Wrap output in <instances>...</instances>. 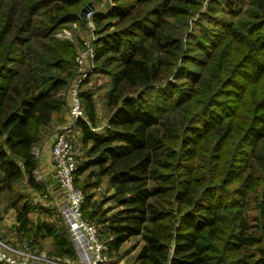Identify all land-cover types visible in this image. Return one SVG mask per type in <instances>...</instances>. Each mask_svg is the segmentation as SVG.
<instances>
[{
  "label": "trees",
  "instance_id": "trees-1",
  "mask_svg": "<svg viewBox=\"0 0 264 264\" xmlns=\"http://www.w3.org/2000/svg\"><path fill=\"white\" fill-rule=\"evenodd\" d=\"M87 1L0 0L7 190L24 177L43 188L34 147L63 121L75 75V47L56 32L79 21ZM235 1L226 0L234 18L220 21L209 48L188 59L199 70L185 84L168 79L173 68L187 69L177 62L186 57L184 32L169 20L187 14L177 0H114L110 13L96 18L105 34L94 71L111 78L109 115L96 130L95 100L82 91L87 120L78 126L86 151L76 182L86 174L87 193L106 179L108 199L120 208L108 216L110 208L102 210L91 193L84 215L103 223L110 252L139 237L135 264H264V0H247L240 10ZM17 201L18 234L40 249L50 238L49 255L76 259L66 228L34 223L29 203Z\"/></svg>",
  "mask_w": 264,
  "mask_h": 264
},
{
  "label": "rangeland",
  "instance_id": "rangeland-1",
  "mask_svg": "<svg viewBox=\"0 0 264 264\" xmlns=\"http://www.w3.org/2000/svg\"><path fill=\"white\" fill-rule=\"evenodd\" d=\"M191 1L192 3L188 2ZM198 1V0H197ZM194 0H177V4H182L187 9V14L178 15L172 18H169L172 28L183 30V47L186 57L184 59L178 58L177 62L182 64V68L179 69L173 68V73L168 76V79L177 84L187 82L188 76L198 72L199 67L192 62H189V58L195 56V54H200L202 46H205L206 49L210 46V38L214 33L217 32V28H220L219 22L223 19L231 21L234 17L231 16L228 11V6L226 0H202L200 4L193 3ZM91 3L92 7L96 8L100 12L96 14L93 18L92 24L83 20L80 17V10L87 4ZM114 4V0H88L80 10L78 11L79 21L69 23L66 27L56 32V36L71 42L77 52L84 48L85 40H88L93 35V29L95 34L104 36L105 33H100L101 26L97 24L96 18L100 16H107L110 11L105 14L101 13V10L108 7L109 4ZM235 4L234 8L236 10L245 9L248 7L247 0H236L233 2ZM92 26V28H91ZM111 30V29H110ZM97 48V44H96ZM204 49V51L206 50ZM182 59V60H181ZM96 63L94 61V67L89 79L85 82L82 91H91L95 104L97 107L98 116V131L102 130V127L107 124L109 108L107 106V95L111 86V78L109 75L96 73L95 70ZM179 75L178 78L174 76ZM180 93H178L179 95ZM65 95V94H64ZM153 96H157L153 93ZM66 101L67 96L65 95ZM67 114V106H66ZM66 121V120H65ZM81 130H78V147L82 152V157L85 155L86 147L83 145ZM37 144L34 147V153L36 156L39 154V146ZM52 178L48 179L37 166L35 170V179L37 182L43 184L41 190H36L32 188L28 183L26 178H22L17 184H15L14 190H7L2 185V170L0 169V238L16 245H27L30 244V250L37 252L40 249V245L33 243L31 238L18 234V223L16 219V210L13 208L12 204L18 200V204L23 205L24 201H27L31 207L30 217L37 223L38 220H49L54 224L59 223L60 226L56 228L62 229L66 228L65 220L63 218V206L65 204V194L59 190L57 187H54L55 183L53 180L54 171H51ZM79 182H76L77 187L84 193L85 200L88 194H94L93 201L100 202L102 205L100 208L102 210L110 208V211L107 215L114 214L120 207L108 199L112 194L113 190L107 184L106 179L101 181L99 187H89L87 188V193L82 189L86 184V174L78 177ZM96 179H92L90 182H94ZM19 196L23 198L17 199ZM104 202V203H103ZM86 205V201H85ZM90 208L85 206L84 212H89ZM106 215V216H107ZM85 217L89 218L96 226L100 228V231L104 239L108 240V234L105 231L103 223L98 221L97 217L90 218L88 215ZM70 235V234H69ZM71 238V237H70ZM50 238L42 240L41 244L44 246L43 252L45 253L44 257H50L49 250L50 248ZM142 242L139 237L132 238L130 241L124 243L118 250H113L109 254V261L106 264H135V257L139 251ZM41 251V250H40ZM42 252V251H41ZM46 257V258H47ZM65 264H77L75 259H70L66 261ZM56 261V259H55Z\"/></svg>",
  "mask_w": 264,
  "mask_h": 264
},
{
  "label": "built area",
  "instance_id": "built-area-1",
  "mask_svg": "<svg viewBox=\"0 0 264 264\" xmlns=\"http://www.w3.org/2000/svg\"><path fill=\"white\" fill-rule=\"evenodd\" d=\"M113 5L109 4L107 8L101 10V13L107 14ZM99 12L100 10L92 7L86 13V20L92 24L94 16ZM98 40L99 36L93 29V35L85 40L84 48L75 55V75L65 92L67 121L56 131L51 147L54 187L65 194L62 214L76 250L77 264H106L109 261L110 252L109 244L104 239L100 228L85 217L83 211L85 195L76 185V172L82 160V152L77 144L78 130L80 129L78 121L80 119L87 120L81 93L85 82L93 72ZM55 225L56 227L60 226L59 223ZM29 251L30 244L21 249L0 238V264H34L30 260L33 255ZM43 258L46 259V257ZM50 261L54 264H65L59 263L57 260ZM66 261L69 262L70 258H67Z\"/></svg>",
  "mask_w": 264,
  "mask_h": 264
},
{
  "label": "crops",
  "instance_id": "crops-1",
  "mask_svg": "<svg viewBox=\"0 0 264 264\" xmlns=\"http://www.w3.org/2000/svg\"><path fill=\"white\" fill-rule=\"evenodd\" d=\"M97 114L99 116V112H97ZM62 119H63V121H61L60 123H58L57 125L54 126V130H53L52 134H50L46 139H44V141L39 146V154L37 155V158H38V167L40 169H42L43 174L48 179L52 178L51 171H54V165H53V160H52V156H51V147H52L53 141L55 139V133H56V131L59 129L60 126H62L67 121V114H66V112L63 113ZM16 245L19 248H21V249H23L24 246H25V245L24 246L23 245L21 246L19 244H16ZM42 247L43 248L42 249H38L37 252L32 251V250L29 251L33 255L32 257H30V260H31L32 263H34V264H54L50 260H55V259L57 261H59V263H65L64 259H58V258H56L54 256H50V257H47L46 256L47 258L44 259L43 258L44 255H45V253L43 252L44 246L42 245ZM21 256H24V255H21ZM72 264H74V263H72Z\"/></svg>",
  "mask_w": 264,
  "mask_h": 264
},
{
  "label": "water",
  "instance_id": "water-1",
  "mask_svg": "<svg viewBox=\"0 0 264 264\" xmlns=\"http://www.w3.org/2000/svg\"><path fill=\"white\" fill-rule=\"evenodd\" d=\"M92 8L91 3L85 5L81 10H80V17L85 21L86 20V13Z\"/></svg>",
  "mask_w": 264,
  "mask_h": 264
}]
</instances>
